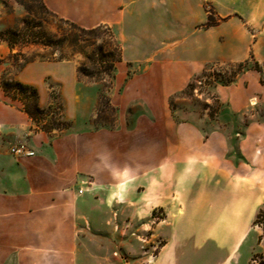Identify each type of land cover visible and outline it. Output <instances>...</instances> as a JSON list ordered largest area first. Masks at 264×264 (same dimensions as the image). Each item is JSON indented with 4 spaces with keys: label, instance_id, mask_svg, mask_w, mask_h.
I'll return each instance as SVG.
<instances>
[{
    "label": "rangeland",
    "instance_id": "obj_1",
    "mask_svg": "<svg viewBox=\"0 0 264 264\" xmlns=\"http://www.w3.org/2000/svg\"><path fill=\"white\" fill-rule=\"evenodd\" d=\"M133 1L121 7V22L87 35L50 12L41 0H0V82L32 86L53 128L51 135L36 129L21 104L5 98L0 88V153L15 158L10 149L24 145L35 155L57 138L65 137L61 144L66 147L72 134L115 128L117 111L111 99L119 89L115 78L120 66L107 75L99 65L111 61L117 43L130 77L149 68L183 72L190 64L194 72L187 74V84L192 89L168 99L173 124L194 123L204 136L222 129L230 140L231 158L243 164L236 151L238 140L249 124L264 125V0ZM72 36L83 41L78 46L87 56L63 46L66 60H61L56 44ZM49 40L50 46L43 44ZM89 58L96 60L94 67ZM240 63L242 72L232 78ZM81 65L88 76L79 74ZM226 79L231 82L221 84ZM217 87L240 88L232 96L237 111L218 100ZM243 88L251 91L248 98ZM140 111L146 115L138 106L129 108ZM127 121L131 128L135 118ZM38 137L44 139L43 147L33 145ZM44 155L53 161L52 148ZM155 178L162 181V190L181 187L187 204L183 216L176 214L164 224L165 214L153 210L148 195L143 212L141 196L130 194V188L97 190L92 177L80 175L74 194L102 206L82 205L97 219L79 216L74 251L20 254L15 248L10 254L0 253V264H264V200L255 216L256 192L223 178L219 183L214 172L196 169L185 174L180 166L170 179ZM234 179L259 189L256 178ZM141 184L146 186L147 180ZM174 198L172 203L177 202Z\"/></svg>",
    "mask_w": 264,
    "mask_h": 264
},
{
    "label": "crops",
    "instance_id": "obj_2",
    "mask_svg": "<svg viewBox=\"0 0 264 264\" xmlns=\"http://www.w3.org/2000/svg\"><path fill=\"white\" fill-rule=\"evenodd\" d=\"M41 1L50 12L84 29L121 22L124 14L121 7L134 2ZM118 65L115 82L119 89L111 99L117 111L115 128L72 134L66 147L61 144L65 137L57 138L48 149H38L30 158L9 159L0 153V253L7 255L15 248H19L20 254L30 250L72 253L79 216H93L82 205L102 206L74 194L80 175L92 177L97 190L130 188V194L141 196L143 212L148 195L153 210L161 209L165 214L161 222L166 224L176 214L183 216L187 204L181 187L162 190V181L155 177L170 179L178 166L185 174L196 169L214 172L219 183L223 178L234 187L256 192L259 197L256 216L264 200V125L249 124L238 140L236 151L243 157L240 164L231 158L230 140L222 129L204 136L194 123L173 124L168 99L187 88L188 75L194 72L190 64L183 72L149 68L131 77L123 69L122 61ZM237 90L240 88L217 87L215 94L220 102L231 104L233 111H237L239 108L232 105V96ZM242 91L245 98L251 94L248 88ZM132 106L140 107L146 115L141 111L129 112ZM130 116L135 118L131 128L127 125ZM43 144L42 137L33 141L35 147ZM51 148L53 161L44 155ZM245 175L250 180L256 178L259 189L233 180ZM144 180H147L146 186L141 184ZM172 191L177 193L176 198L169 197ZM170 198L177 202L172 203ZM169 205L173 207L172 212L167 208ZM93 219L97 218L93 216Z\"/></svg>",
    "mask_w": 264,
    "mask_h": 264
},
{
    "label": "trees",
    "instance_id": "obj_3",
    "mask_svg": "<svg viewBox=\"0 0 264 264\" xmlns=\"http://www.w3.org/2000/svg\"><path fill=\"white\" fill-rule=\"evenodd\" d=\"M65 22L68 23L75 30L79 31L80 33L87 34V35H94L96 31H98L101 28L100 26L94 29H83L67 21ZM32 36H33V41L31 42L33 43L35 42L36 44L37 41H34L36 37H34V35ZM79 42H83V41L78 39L77 36H72L69 41H67L66 39H61V41H58V43L56 44L57 45L56 47L58 48L57 51L61 55L60 59L66 60V57L62 55L63 46H65L66 48H69L70 51L74 54H80V55L87 56L86 53L83 52L82 48L78 46ZM43 44L46 46H50L52 44V41L49 40ZM88 60H89V63H91L92 67H94L96 60L94 58L92 59L89 58ZM120 62H121V50L118 44L115 43V54L112 57L111 61L109 63H105V61H103L102 62L103 65L101 64L99 66L100 67L102 66L104 72L108 75L109 72L114 70L115 66ZM255 66H256L255 70L260 71L257 65ZM243 67L244 65L242 63L238 64L236 66V69H235V72L233 73L232 78L238 75L239 73H241ZM78 72L79 74L88 76L86 69L83 65H81L78 68ZM220 82L223 85H227L231 81L226 79L224 81L220 80ZM0 88L5 98L9 99L10 101H17L21 104L22 112L29 118V120L31 121V123L34 125L36 129H38L41 132H44L47 135L52 134L53 128L50 126V124L46 123L45 121L46 114L44 110L39 109L38 107L39 97H38L37 91L32 86L27 85V84H22L21 82L15 81V80H4L3 79L0 82ZM186 89L191 90L192 89L191 85L190 84L187 85Z\"/></svg>",
    "mask_w": 264,
    "mask_h": 264
},
{
    "label": "built area",
    "instance_id": "obj_4",
    "mask_svg": "<svg viewBox=\"0 0 264 264\" xmlns=\"http://www.w3.org/2000/svg\"><path fill=\"white\" fill-rule=\"evenodd\" d=\"M10 153L16 158H30L34 153L24 145H16L10 149Z\"/></svg>",
    "mask_w": 264,
    "mask_h": 264
}]
</instances>
